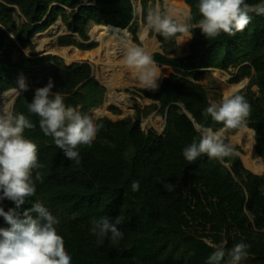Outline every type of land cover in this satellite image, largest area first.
Instances as JSON below:
<instances>
[{"label":"trees","instance_id":"16d2710c","mask_svg":"<svg viewBox=\"0 0 264 264\" xmlns=\"http://www.w3.org/2000/svg\"><path fill=\"white\" fill-rule=\"evenodd\" d=\"M149 1L142 0L146 16ZM198 4L193 0L197 15L187 56L173 57L177 39L157 33L164 52L153 53V60L174 73L158 89L140 88L136 93L160 106L137 107L123 119H97L102 127L91 146L78 147L80 163L76 164L44 135L39 117L28 112L27 103L37 88L51 80L52 91L61 93L67 106L93 118V110L104 100L103 86L98 80L85 82L90 75L87 66L72 67L52 55L32 58L24 52L15 59L14 53L18 42L43 29L46 17L51 22L56 9L63 7L71 12L72 30L83 32L93 22L129 27L139 43L134 0H0V91L16 87L21 77L26 79L29 91L18 97L14 111L35 125L25 129L24 136L37 145L38 162L43 165L33 173L34 179L36 171L42 177L35 181V195L27 197L18 211L42 203L60 222L57 231L71 264H206L214 251L210 243H223L230 250L240 242L249 245L241 264H264V175L248 169L238 154L223 159L202 155L191 163L183 156V150L200 139L194 120L202 128H222L204 115L213 102L200 70L233 68L237 71L233 82L251 77V85L259 88L240 94L251 105L247 124L258 135L256 151L264 161V14L250 13L251 23L243 32L208 39L196 27L202 18ZM60 44L90 47L73 37L62 38ZM83 83L90 85L85 101L75 93ZM155 108L167 118L162 133L142 127V118ZM133 181L139 182L137 191L132 189ZM165 184L174 185L173 190ZM3 204L5 211L15 207L7 200ZM104 216L113 223L120 221L117 228L123 238L116 244L107 237L99 242L91 231L92 221Z\"/></svg>","mask_w":264,"mask_h":264},{"label":"clouds","instance_id":"9594fccd","mask_svg":"<svg viewBox=\"0 0 264 264\" xmlns=\"http://www.w3.org/2000/svg\"><path fill=\"white\" fill-rule=\"evenodd\" d=\"M198 9L202 18L196 27L201 29L206 38L214 39L222 33L234 36L243 32L251 23L250 13L264 14V3L252 5L247 0H199ZM191 28L184 20L177 19L172 9H162L159 4L147 13L145 30L158 33L165 39H190L193 37ZM125 60L137 73L145 89H158L159 69L149 52L141 46H131L127 49ZM53 88L51 80L46 86L37 88L32 101L27 103L28 112L39 117L41 131L53 139L66 158L79 164L78 147L91 146L102 125H97L90 115L67 106L65 97L59 92L54 93ZM28 91L29 85L21 77L17 86L9 88L5 95L11 93L19 96ZM250 114L251 105L241 94L211 103L204 115L221 124L222 128L216 131L210 127L201 128L199 141L193 140L183 150L184 158L191 163L202 155L209 159L234 155V148L225 143L224 131L247 129ZM34 127L30 119L15 112L11 104L0 105V217L6 225L0 227V264H71L72 257L66 252L64 240L57 231L59 220L39 201L22 213L18 211L27 197L35 195V181L42 180L39 171L35 172L33 178L34 170L43 167L38 162L37 145L24 136L25 129ZM164 187L171 191L174 185L165 184ZM132 189H139L138 181H133ZM5 200L12 202L15 207L5 211ZM119 223V219L113 223L104 216L92 221L91 231L98 236L99 242L102 243L107 237L116 244L123 238V233L117 228ZM209 246L214 251L206 264H222V261L224 264H241L248 257L249 245L243 242L230 250H226L223 243H210Z\"/></svg>","mask_w":264,"mask_h":264},{"label":"rangeland","instance_id":"374dc122","mask_svg":"<svg viewBox=\"0 0 264 264\" xmlns=\"http://www.w3.org/2000/svg\"><path fill=\"white\" fill-rule=\"evenodd\" d=\"M188 2L191 5H193V0H188ZM157 4H159L162 9H169L170 8L168 0H164V4H162L160 0H156L155 4H154V1L150 0L149 1L150 9H152L153 6L156 7ZM134 5H135V9H136V12L138 15L139 43L134 42L133 34H132V39L136 45L142 47L143 41L141 39V30H142V27L144 25H146V17L147 16L144 14L141 0H134ZM52 10H53V8H52ZM60 13H61V15L66 16L68 19V24L65 26L60 25L58 22H56V19L60 16ZM196 15L194 16V18L192 20H190L188 22V24H190L191 26L194 24V19H195ZM174 16L177 19H179L176 15H174ZM48 18H49V16H47L46 19L41 23L44 25L43 29L37 31L28 40L18 42L19 43V49L14 53L13 57L15 59H19L22 52H24L25 54H27L29 57H32V58L42 57L45 55H52V56L58 57V59L60 61L64 62L65 64H67L69 66H72V67L73 66L79 67V66H83V65L87 66L90 75H89V79H87L85 82L89 83L91 81L98 80L104 88V95H105L104 100L97 108H95L93 110V120L95 122L100 117H107V118H111L114 120L123 119L126 116L135 113L137 107L146 108V107L151 106L153 104H157L160 106L159 102L150 100L148 97H145V96L141 97L140 94L136 93V91L138 89H140V88L145 89V88L139 82L137 73H136V75L133 73L134 72L133 69L130 68L131 70L128 71L124 76H122V77L119 76L120 78L117 81V78H118L117 72L116 73L114 72L115 75H114V77H112L111 75L113 73V70L110 67H106L105 65H103L102 62H97V60L101 58L100 56L95 57V59H93L92 61L91 60H85V61L82 60L83 62L82 61L69 62L68 59L66 58V56L61 54V52L64 51V49H70V53L73 52L74 49H79L82 51H92V50L96 49L99 46V42L94 40V38L91 37V35H90V30L93 27L95 22L91 23L88 27H86L83 32L72 30L71 29V23H72L71 12L69 10H67V7L56 9V14L53 17L52 21L47 23ZM17 21L20 22L19 17L17 18ZM129 31H130V29H129ZM149 35L151 38H156L157 33L149 30ZM67 37H73L75 41H78L81 44L90 45V47H88L86 49H82L78 45H75V44L61 45L60 44L61 39L62 38L65 39ZM192 39H193V37L191 36V38L187 41L188 42V50L187 51H181L182 48L179 46L178 41H177V49L174 52V55H176V57L187 56L190 53L189 47H190V44L192 42ZM42 40H44V42H43L44 48L40 49L39 46L41 45ZM158 45H159V48L154 50L153 52H151L150 53L151 55L155 52L160 51L161 49L164 50L162 48V44L159 40H158ZM125 57H126V53L122 52L120 55V60L122 59L126 63ZM103 59L105 60V62H108L107 56H103ZM157 65H158V68L162 71V77H161L160 81L158 82V85L160 86L162 81L164 80V78L171 75L172 73H174V70L171 67H168L165 65H163V66L160 64H157ZM116 66H117L116 68H118V69H121V68L125 69V67H126V65H122V64L116 65ZM200 71L204 72V78L201 82L205 85V87L209 91V95H210L212 102L219 103L223 98L230 97L231 95H229V91H230L232 85H237L243 81L246 82L245 86L243 88H241L240 90H238L234 94H240L244 91H247V89H249V88H251L255 91L259 90L257 85H253V86L251 85V81H252L251 77H245V78L240 79L237 82H233V79L237 73V71L233 68L230 71L220 70V69H216V68H206V69H201ZM111 77L115 81L120 83V86L116 87L113 91L110 90V87L108 85L109 80H111L110 79ZM89 89H90V85L86 86L83 83L79 87H77V89L75 90V93L81 99H83V101H85L88 98ZM5 93L0 91L1 95H5ZM111 94L112 95L113 94L119 95L122 98L123 102L127 103L131 107L132 110L127 112L122 107L111 102V101H113ZM104 108L109 109L115 116L114 115L109 116V115L102 114L101 112H102V109H104ZM165 122H166L165 116L163 114H160L159 110L155 108L152 110V113H150L148 116H144L142 118V127L145 130L155 128L159 133H162L165 129ZM201 128L202 127H200V129ZM248 128H250V127H248ZM250 129H252V128H250ZM239 131L225 130L224 135H223L225 143L230 144L234 148L235 154H238L241 156L245 166L248 169H250L251 171H253L256 174L264 175V170L262 172H255L246 164L245 159H244V156H245L244 152L242 151L241 147H239L238 145L235 144L234 139H233V137ZM254 133H255V147H256V141H257L258 135L255 131H254ZM226 165L229 166V164H227V163H226Z\"/></svg>","mask_w":264,"mask_h":264},{"label":"bare ground","instance_id":"6f19581e","mask_svg":"<svg viewBox=\"0 0 264 264\" xmlns=\"http://www.w3.org/2000/svg\"><path fill=\"white\" fill-rule=\"evenodd\" d=\"M170 9L173 10V14L176 15L180 20H184L185 22H189L196 15V8L194 5H191L188 0H168ZM60 25H67L68 19L66 16L61 15L56 19ZM146 25L142 27L141 30V39L143 41V48L151 53L154 50L159 48L157 38H151L149 35V30L146 31ZM91 37L94 38L97 42H99V46L92 51H82L79 49H74L73 52L70 53V49H64L61 52L69 62L73 61H85V60H93L95 57L100 56L101 58L97 60V62H102L106 67H110L113 70L112 77H114L117 72V81L120 77L124 76L128 71H130V67L125 63L124 60H120L121 53H126L128 47L137 46L132 39V33L129 30L115 28L111 25H107L100 22H95L93 27L90 30ZM189 38L185 37L181 40H178L179 46L182 48L181 51L188 50V41ZM44 40L41 41L40 49L44 48L43 44ZM39 50V49H38ZM103 56H107V61L103 59ZM82 61V62H83ZM105 62V63H104ZM126 65L125 69L116 68V65ZM158 67V65L156 64ZM159 69V68H158ZM115 72V73H114ZM119 73V74H118ZM136 75V72H133ZM134 75V76H135ZM120 76V77H119ZM160 79L162 77V71L159 69ZM106 77V76H105ZM109 80L110 90H114L116 87L120 86V83L115 81L113 78ZM107 78V77H106ZM158 80V82L160 81ZM246 82L243 81L237 85H232L229 95H233L238 90L245 86ZM112 95V94H111ZM14 94L1 95L0 94V105L4 103L11 104L14 100ZM112 100L114 104L122 107L125 111H131V107L123 102L122 98L119 95H112ZM102 114L112 116L114 115L109 109H102ZM115 116V115H114ZM234 142L236 145L241 147L244 152L245 162L246 164L255 172H262L264 170V161L256 151L255 147V133L253 129L247 127V129L240 130L234 137Z\"/></svg>","mask_w":264,"mask_h":264},{"label":"water","instance_id":"95a60500","mask_svg":"<svg viewBox=\"0 0 264 264\" xmlns=\"http://www.w3.org/2000/svg\"><path fill=\"white\" fill-rule=\"evenodd\" d=\"M107 25H111V24H107ZM111 26H113V27H115V28L123 29L121 26H114V25H111ZM126 29L129 30L128 28H126ZM126 29H125V30H126ZM130 33H131V32H130ZM156 38L158 39L157 36H156ZM158 40H159V39H158ZM159 52H163V50L161 49ZM172 56H173V57H176V55H174V54H173ZM155 63H157V62H155ZM23 93H24V92H22L21 94H23ZM21 94H20V95H21ZM20 95H19V96H20ZM19 96H16V95L14 96V100H13V103H12V107H13V109H14V106H15L16 100L18 99ZM182 106H183V105H182ZM183 107H184V106H183ZM184 110H185L186 112H188L187 109H186L185 107H184ZM189 115L192 117L191 114H189ZM192 118H193V117H192ZM96 121H97V120H96ZM194 122H195V125H196L197 129L200 130V127H201V126H200L195 120H194ZM95 123H96V122H95ZM166 124H167V118H166V122H165V128H166ZM164 130H165V129H164ZM254 131H255V130H254ZM225 261H226V260H225ZM222 264H224L223 261H222Z\"/></svg>","mask_w":264,"mask_h":264}]
</instances>
